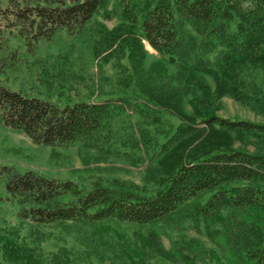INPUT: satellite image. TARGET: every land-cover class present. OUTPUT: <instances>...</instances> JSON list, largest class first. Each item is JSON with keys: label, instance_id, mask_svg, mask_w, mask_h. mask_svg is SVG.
I'll return each instance as SVG.
<instances>
[{"label": "rangeland", "instance_id": "obj_1", "mask_svg": "<svg viewBox=\"0 0 264 264\" xmlns=\"http://www.w3.org/2000/svg\"><path fill=\"white\" fill-rule=\"evenodd\" d=\"M156 1L107 0L79 32L60 31L34 47L15 38L18 29L12 25V15L8 10L0 12V67L4 69L0 82L6 88L59 105L112 100L123 108L117 128L126 136L125 142L104 144L101 149L81 144L47 147L34 145L0 125V165L86 187L101 181L143 195L155 192L167 168L162 165L160 147L183 122L171 108L143 92L142 78L129 57L131 41L139 34L127 26L137 24L145 6ZM5 6L3 2L1 8ZM132 9L136 22L131 23ZM231 33H235L234 24ZM179 38L183 51L169 61L142 41L147 53L138 65L140 72H152L160 91L168 99L177 98L187 114L192 113L188 100L209 91L212 97L207 102L218 118L264 126V71L243 60L239 48L198 33L188 23L181 24ZM13 50L16 53L10 58ZM197 123L194 130L202 129L199 119ZM127 136L136 139L138 150L129 146ZM231 145L264 154V135L236 138ZM112 149L123 156L113 154ZM209 195L203 193L183 203L166 220L152 225L110 221L103 223L104 231L96 232L72 223L21 221L15 216V206L0 202V234L14 232L29 245L37 243L52 252L64 250L70 264H235L233 242L228 241L233 230L230 223L257 216L253 212L234 214L227 228L206 220L196 208Z\"/></svg>", "mask_w": 264, "mask_h": 264}, {"label": "trees", "instance_id": "obj_2", "mask_svg": "<svg viewBox=\"0 0 264 264\" xmlns=\"http://www.w3.org/2000/svg\"><path fill=\"white\" fill-rule=\"evenodd\" d=\"M3 2L6 6L1 8ZM106 3L0 0V12L8 10L12 15V25L18 29L15 38L24 46L34 47L39 40H50L60 31L79 32ZM144 9L137 24L127 26L130 32L137 30L139 34L131 41V63L142 78L143 92L171 108L183 122L160 147L162 165L167 168L155 192L143 195L101 181L86 187L73 180H59L32 170L22 172L1 164L0 202L15 206V216L21 221L38 225L72 223L96 232L104 231L103 223L110 221L138 225L164 221L183 203L209 193L196 208L206 220L227 228L235 215L256 214L255 220H233L228 241L233 242L235 264H264V154L233 149L231 145L236 138L264 135V126L218 118L207 102L212 97L209 91L188 100L192 113L187 114L177 98L168 99L160 91L152 72H140L138 66L147 53L142 41L168 61L183 51L179 31L182 23H188L198 33H208L239 48L243 60L264 71V0H157ZM132 10L128 19L131 23L136 22ZM232 24L235 33L230 34ZM15 51L9 52L10 58ZM2 67L0 71H4ZM123 113V108L112 100L59 105L9 90L0 82V125L34 145L66 148L81 144L101 149L104 144L125 142L126 136L117 128ZM198 119L203 128L194 130ZM127 137L129 146L138 150L136 139ZM112 153L123 156L116 149ZM0 254V264H70L64 250L52 252L37 243L29 245L14 232L0 234Z\"/></svg>", "mask_w": 264, "mask_h": 264}, {"label": "crops", "instance_id": "obj_3", "mask_svg": "<svg viewBox=\"0 0 264 264\" xmlns=\"http://www.w3.org/2000/svg\"><path fill=\"white\" fill-rule=\"evenodd\" d=\"M98 103V102H97Z\"/></svg>", "mask_w": 264, "mask_h": 264}]
</instances>
